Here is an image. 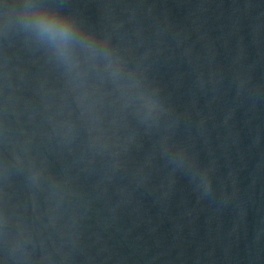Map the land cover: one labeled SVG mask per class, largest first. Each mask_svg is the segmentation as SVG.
I'll list each match as a JSON object with an SVG mask.
<instances>
[{"label": "water", "instance_id": "95a60500", "mask_svg": "<svg viewBox=\"0 0 264 264\" xmlns=\"http://www.w3.org/2000/svg\"><path fill=\"white\" fill-rule=\"evenodd\" d=\"M0 264H264V0H0Z\"/></svg>", "mask_w": 264, "mask_h": 264}, {"label": "clouds", "instance_id": "9594fccd", "mask_svg": "<svg viewBox=\"0 0 264 264\" xmlns=\"http://www.w3.org/2000/svg\"><path fill=\"white\" fill-rule=\"evenodd\" d=\"M41 30L54 39L64 42L70 38L69 26L66 23H57L55 21H40Z\"/></svg>", "mask_w": 264, "mask_h": 264}]
</instances>
